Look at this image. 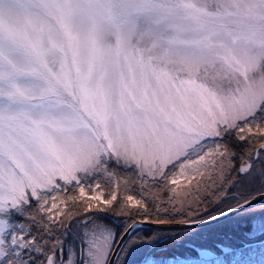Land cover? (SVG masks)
<instances>
[{
  "label": "snow or ice",
  "instance_id": "obj_1",
  "mask_svg": "<svg viewBox=\"0 0 264 264\" xmlns=\"http://www.w3.org/2000/svg\"><path fill=\"white\" fill-rule=\"evenodd\" d=\"M261 125L264 0H0V264H134L141 253L140 264H161L151 253L166 230L130 219L131 209L147 213L142 197L128 195L115 218L89 215L88 204L64 224L77 198L60 193L72 185L105 206L97 213L116 211V191H87L101 188L88 183L98 173L119 188L110 162L198 189L217 157L235 155L214 138L264 140ZM260 156L238 177L252 176ZM253 179L264 181V167ZM233 199L183 221L171 239L196 253L184 264H235L257 248L264 257V193ZM232 214L246 218L250 243L219 245L220 255L191 243L196 226Z\"/></svg>",
  "mask_w": 264,
  "mask_h": 264
},
{
  "label": "rangeland",
  "instance_id": "obj_2",
  "mask_svg": "<svg viewBox=\"0 0 264 264\" xmlns=\"http://www.w3.org/2000/svg\"><path fill=\"white\" fill-rule=\"evenodd\" d=\"M264 127V125H261ZM255 131V128L253 129ZM216 142H218L219 146L227 145L232 153H235L234 156L229 155L230 158L223 160L222 162L219 161V158L217 157V162L215 168H209L205 174V176L200 180V184L198 189L195 188V186H190L191 190L185 191V185L184 182H182L180 185H166L165 181L163 179H159L158 182L152 183L151 177H143L142 183L144 180H147L148 183L144 184L143 189L146 192L153 191L156 188V185L161 184V187L163 188L164 193V199L167 201L168 206L170 207H176L180 204H183L185 207V210H181L179 207V212L183 215V221L185 219H195L197 216H206L208 213H215V211L218 208L224 207L226 208L228 205L234 203V197L237 196H254L257 194H260L264 192V181H261L259 179H253V176L256 175L262 167H264V156L259 157V163L254 165V172L252 176H240L238 177V169L242 166V164L245 163L246 159L252 158L253 161L256 160L257 155L259 152L264 151V149H258V147L264 143V140L260 139L257 136H252L250 140H244L241 141L238 139L237 131L232 130L231 135H228L227 133L224 134L222 137H216L214 138ZM209 145H212L213 147H216L217 144L213 142V140H209L207 142ZM256 150V152H255ZM254 152L256 153V157L253 158ZM211 163V161H210ZM117 164L114 162H110V166H112L111 169H115ZM171 167V166H169ZM118 172L123 171V167L119 166L116 167ZM167 171V169H166ZM120 173H118V178L120 181V186L117 189L115 187V182L110 179L108 176L104 175L103 173H99L100 176L96 175V181L101 185L100 189H97L95 192L91 191V189H87L88 195H99L100 192H103V196L105 199L110 198L113 191H116L117 194V201L113 203V208L116 209V211H111L112 217L115 218L118 214V212L121 210V207H127L126 205V197L129 194H126L124 191L125 189L122 187V180L120 178ZM139 175V173L137 172ZM117 175V174H116ZM236 181L235 183H229V180ZM93 177L88 180V183L93 185L94 181ZM62 183V182H59ZM96 184V183H95ZM94 184V185H95ZM93 185V186H94ZM175 187L177 189L176 193H173L170 191V188ZM68 190L60 193L61 196H64L66 193H68V196L71 193H76L77 196H75L77 199H81L79 197L78 189H75L72 185L67 186ZM216 193V195H214ZM55 194V193H53ZM72 196V195H70ZM134 199H140L141 197L137 195H132ZM173 196L176 198L173 199ZM220 197H224L223 201H220ZM76 199V200H77ZM83 201L81 204H79L78 208L76 209V212H79V214H84V208L88 204L94 205L93 211L96 212V207H105L104 205H100L98 201H91V200H79ZM84 204V206H83ZM148 204H145V206ZM180 206V205H179ZM33 211L37 214L39 213L36 209V206H34ZM68 206L66 207V209ZM155 208V207H153ZM65 209V210H66ZM138 209V208H137ZM139 211L136 213H145L144 209H138ZM93 211L88 214H93ZM165 210L155 209L153 214H159ZM74 212V213H76ZM109 212L107 213H99L98 215L105 216L109 215ZM132 215H135V211L131 209ZM40 214V213H39ZM148 214V213H146ZM152 213H150L151 216H155ZM72 215H68L65 217H69ZM110 216V215H109ZM134 221V220H133ZM183 221H177V222H183ZM150 222V221H148ZM158 222V221H153ZM246 218L236 216L235 214L230 215L228 217H225L215 223L200 226L195 228V235L192 236L194 238L193 244L200 246V247H209L212 248L214 251L217 249L219 245L224 246H231L233 248H240L243 243H250L249 241L245 240L244 233L248 231V228L245 226L246 224ZM217 224V225H213ZM210 226V227H209ZM207 227V228H206ZM202 228V229H201ZM179 230V229H178ZM219 231L223 232V235H218ZM151 234V232H149ZM146 235V234H144ZM166 233L161 232V238L165 237ZM207 236H210V238H207ZM257 240L264 241V235H261L257 237ZM246 241V242H245ZM211 244L217 243L214 247H211ZM160 246L163 244H159ZM50 247V245H49ZM158 249H155L152 251V255L155 257L157 261H160L161 264H177V261L174 260V257H178L175 253H170L169 256H165L161 253V251H157ZM190 250V249H188ZM247 251L245 252V257L236 260L235 264H242L243 260L247 261V264H264V257H262L260 253V249L257 248L255 251V254L248 256ZM193 253V252H192ZM195 253V252H194ZM220 253V252H219ZM182 255V253H179ZM196 254V253H195ZM133 258L135 261L138 256ZM184 256V255H183ZM186 257V256H184ZM184 257H180V264H184ZM195 257V256H192ZM43 259V257H41ZM229 261H231V257H226ZM141 261L135 264H140Z\"/></svg>",
  "mask_w": 264,
  "mask_h": 264
},
{
  "label": "trees",
  "instance_id": "obj_3",
  "mask_svg": "<svg viewBox=\"0 0 264 264\" xmlns=\"http://www.w3.org/2000/svg\"><path fill=\"white\" fill-rule=\"evenodd\" d=\"M247 160L248 159H246L245 161H247ZM119 166L120 165H116V167H119ZM110 167L112 168V166H110ZM116 167H115V169H117ZM115 169H113V170H115ZM122 170L123 171H121V172H118L117 170H115V172L117 174V177H118V173H120L119 175H120V178H121V180L123 182L122 183V187L125 189L124 191L126 192V194L137 195L139 197H142L143 200L145 201V204H148V205H146V208L148 210L147 211L148 214H146V213H140L139 214V213H136V212L139 211L138 209H132L133 212L135 211V215H131V217H130L131 220H141V216L142 215H146L149 218L148 221H150V222L160 221L161 219H163L164 222L183 221L182 220L183 219V215L181 214V212H179L178 207L181 210H185V208H184L185 206L183 205L184 203L183 204L179 203L180 206L178 205L176 207L168 206L167 201H165V199H164V193H163V188L161 187V184L156 185V188L153 191L145 193V191L142 190L143 186H144V181L142 183V178L137 174L135 169L123 167ZM97 175L100 176L99 173ZM96 177L97 176H93V179L95 180ZM91 178L92 177H89L88 180L91 179ZM159 179H157L156 182H158ZM125 182H126V184H125ZM95 183H97L96 180L94 181V184ZM70 195L77 196V194L74 193V192L71 193ZM63 197L67 198L68 197V193H66ZM79 200H81V199H77L75 203L72 202V201H68V203H67L68 208L65 211L68 213V215H72V216L62 217L61 219L63 220L64 224H67L69 222V220L77 219V218H79L82 215V214L80 215L79 212H76L77 211L76 209L78 208L79 204H81L83 202V201H79ZM262 203H264V202H262ZM31 204H32V211H33V208H35L34 206H36V201H34V200L31 201ZM83 206H84V204H83ZM153 207H155V208H153ZM155 209H160V210H165L166 209V211H163V212H161L159 214H153ZM74 212H76V213H74ZM150 213H152L155 216H151ZM33 214H35L37 216L44 215L43 213H40V214L38 213L37 214L34 211H33ZM93 214L94 215H98L99 213L93 211ZM109 215L108 216L110 218H113L110 212H109ZM16 219H18V220H26L27 218L26 217H17ZM213 225H217V224H213ZM27 226L28 225L26 224V227ZM54 227L59 228L60 225L58 224V225H56ZM144 228L145 229H154V228H148V227H144ZM161 230H166V231H163V232L166 233V235H165V237L161 238L162 242H160L159 244H163V245L160 246L158 244V246L156 248V249H158L157 251H161V253L163 255L169 256V257H170V255H169L170 253L172 254V253H175V252H176L175 254H177L178 257H184V256H189V255L190 256H196V254L194 252L192 253L190 250H188V248L184 247V242H181L180 244H176L171 239L180 230H178V229H161ZM33 231L34 232L36 231L35 227H33ZM144 234L150 235L149 231H145ZM217 234L220 236V235H223V232L219 231V233H217ZM180 235L183 236V235H185V233L180 232ZM207 238H210V236H207ZM190 240H191V243H192L194 241V238L191 237ZM216 244L217 243H215V244H211L210 243L211 247H214ZM215 252L219 253V250L217 251V249H215ZM179 253H182V255H180ZM143 256H144V254L141 253L138 256V258L134 261V264L138 263L139 261H142L143 260Z\"/></svg>",
  "mask_w": 264,
  "mask_h": 264
},
{
  "label": "water",
  "instance_id": "obj_4",
  "mask_svg": "<svg viewBox=\"0 0 264 264\" xmlns=\"http://www.w3.org/2000/svg\"><path fill=\"white\" fill-rule=\"evenodd\" d=\"M258 149H261V147L259 146ZM255 152H256V150H255ZM255 152H254L253 158L256 157L255 156L256 155ZM238 171H239V169H238ZM262 193H264V192H262ZM254 196L257 197V199H260L261 193L260 194H257V195H254ZM255 202L256 201L254 200L253 203H255ZM261 202H264V200H261ZM223 218H225V217H222L221 219H223ZM221 219H219V220H221ZM219 220H217V221H219ZM134 221H137L138 223L143 224L144 227L154 228V229H179V230H181L182 228L185 227V225L183 224V222H163V223H159V222H147V223H144V221H142V220H134ZM217 221H213V222H210V223H207V224H203V225H199V226H196V227L209 225V224L215 223Z\"/></svg>",
  "mask_w": 264,
  "mask_h": 264
},
{
  "label": "flooded vegetation",
  "instance_id": "obj_5",
  "mask_svg": "<svg viewBox=\"0 0 264 264\" xmlns=\"http://www.w3.org/2000/svg\"><path fill=\"white\" fill-rule=\"evenodd\" d=\"M258 241H261V240H258Z\"/></svg>",
  "mask_w": 264,
  "mask_h": 264
}]
</instances>
